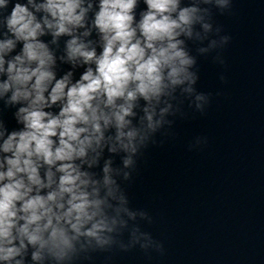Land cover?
Wrapping results in <instances>:
<instances>
[{
  "label": "clouds",
  "instance_id": "1",
  "mask_svg": "<svg viewBox=\"0 0 264 264\" xmlns=\"http://www.w3.org/2000/svg\"><path fill=\"white\" fill-rule=\"evenodd\" d=\"M139 2L0 0V100L18 106L22 125L9 132L0 121V264H25L29 249L33 264H66L112 244L124 215L135 219L117 177L131 179L166 123L168 100L194 91L187 42L208 38L213 6L231 8V0H143L137 19ZM61 37L57 56L50 44L58 49ZM58 60L84 71L58 78ZM121 153L123 168L114 167Z\"/></svg>",
  "mask_w": 264,
  "mask_h": 264
},
{
  "label": "water",
  "instance_id": "2",
  "mask_svg": "<svg viewBox=\"0 0 264 264\" xmlns=\"http://www.w3.org/2000/svg\"><path fill=\"white\" fill-rule=\"evenodd\" d=\"M145 8L140 0L137 19ZM212 13L208 38L187 42L197 59L190 69L197 75L194 91L178 89L168 100L166 123L131 179L117 177L135 219L124 215L127 224L112 234V244L78 252L66 264H264V0H231L230 10L222 14L213 6ZM224 36L227 43L198 52ZM66 39L58 49L50 44L57 56ZM56 70L58 78L73 71L78 79L84 68L58 60ZM198 94L206 100L197 101ZM17 107L0 100V121L9 132L22 127ZM123 155L112 157L114 167L123 168ZM30 253L25 264H33Z\"/></svg>",
  "mask_w": 264,
  "mask_h": 264
}]
</instances>
